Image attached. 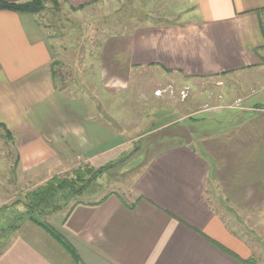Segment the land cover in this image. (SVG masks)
I'll use <instances>...</instances> for the list:
<instances>
[{"label":"crops","instance_id":"1","mask_svg":"<svg viewBox=\"0 0 264 264\" xmlns=\"http://www.w3.org/2000/svg\"><path fill=\"white\" fill-rule=\"evenodd\" d=\"M64 1L72 11L100 0ZM169 1L188 2L192 17L109 37L98 50L97 84L100 78L105 86L126 84L134 69L154 68L188 81L213 80L219 90L206 97L217 101L187 117L167 114L153 123L142 136L145 163L127 196L112 192L98 201H75L67 212L48 217L46 224L75 248L79 262L22 218L20 227L4 234L9 238L0 244V264L255 259L219 210L264 209V0ZM55 57L39 14L0 10V140L10 134L22 168L15 175L36 170L45 177L59 158L95 160L132 143L101 121L94 91L81 90L78 82L67 89L54 84ZM47 176L49 182L59 175Z\"/></svg>","mask_w":264,"mask_h":264},{"label":"rangeland","instance_id":"2","mask_svg":"<svg viewBox=\"0 0 264 264\" xmlns=\"http://www.w3.org/2000/svg\"><path fill=\"white\" fill-rule=\"evenodd\" d=\"M171 3L169 0H100L84 5V9L72 8V13L64 0L46 1L45 9L39 15L56 52L52 66L57 74L54 84L67 89L78 82L81 90L87 93L94 91L93 102L104 111L101 121L118 135L131 138L132 143L123 144L104 157L100 154L95 160L59 161V158L53 162L51 173L46 172L43 177L35 173L36 170L29 172L30 176L15 175L18 168L22 170L17 152L10 138L0 140V197H3L0 202L1 230H7L10 225V229H17L22 218H28L30 199L27 196L47 184L46 180L50 178L47 175H59L54 178L74 183L77 175L93 182L78 198H70L68 193H65L64 198L59 197L58 210L43 209L37 217L41 223H46L51 215L67 212L75 201H98L112 192L127 196L134 175L145 163L142 136L157 124L153 123L167 114L170 117H187L217 101V97L213 96L208 103L206 97L211 92L216 95L219 90L213 88L216 86L213 80L188 81L154 68L134 69L127 85L121 82L122 85L106 83L105 86L101 78L97 84V67L101 66L98 50L109 37L117 35L118 38H127L125 33L139 25H156L192 17L188 2H180L175 6ZM91 86L96 89L93 90ZM76 93L82 94L79 91ZM105 168L108 170L105 175L103 173L99 179L94 178V173ZM219 211L230 229L252 247L254 258L264 264V209L250 212L229 209ZM3 230L0 231L1 245L9 238L4 235L6 230Z\"/></svg>","mask_w":264,"mask_h":264},{"label":"trees","instance_id":"3","mask_svg":"<svg viewBox=\"0 0 264 264\" xmlns=\"http://www.w3.org/2000/svg\"><path fill=\"white\" fill-rule=\"evenodd\" d=\"M46 1L47 0H30L21 3L0 1V10H7L21 14L37 15L44 11ZM79 7V9L85 8L84 5ZM52 75L53 80L55 81L57 78V74L55 73V71H52ZM7 134L8 132H6V135ZM8 137H10V134ZM106 171H108L106 170V168L100 169L98 173H94V178L99 179L103 175V173H106ZM74 178H76L75 183L69 181H61L57 180L56 178H53L52 180L47 182L46 185L39 187L37 190L28 194L27 197L30 199V205L28 206L27 214L30 221L41 226L52 237V239H54L66 252L70 254L74 261L79 262L80 257L75 248L64 237H62L54 229L49 227L48 224L41 223V221L37 218L38 216H40L41 211L43 209L58 210L59 197L64 198L65 193H68L70 198L74 196L78 198L83 195V190L88 186V184L93 182L91 180H84L83 176L76 175ZM11 226L12 225H10L8 229ZM2 230L0 227V231ZM244 261L247 264H256L255 259L250 261Z\"/></svg>","mask_w":264,"mask_h":264}]
</instances>
